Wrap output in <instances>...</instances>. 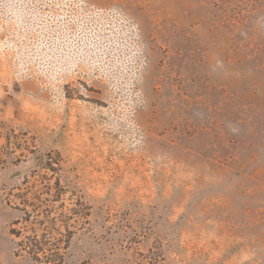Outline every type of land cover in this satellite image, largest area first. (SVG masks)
<instances>
[{
  "label": "rangeland",
  "instance_id": "rangeland-1",
  "mask_svg": "<svg viewBox=\"0 0 264 264\" xmlns=\"http://www.w3.org/2000/svg\"><path fill=\"white\" fill-rule=\"evenodd\" d=\"M32 233L264 264V0H0V264Z\"/></svg>",
  "mask_w": 264,
  "mask_h": 264
},
{
  "label": "trees",
  "instance_id": "trees-1",
  "mask_svg": "<svg viewBox=\"0 0 264 264\" xmlns=\"http://www.w3.org/2000/svg\"><path fill=\"white\" fill-rule=\"evenodd\" d=\"M20 235H22L21 231L15 233V236ZM49 244V240L44 239L41 241L36 233L24 235L22 239L17 242L18 249L24 250L30 254L34 260H43L45 264H60L62 262V255L58 251H55L59 249V246H55V250H53V248L49 247ZM54 254L56 255V258L52 257Z\"/></svg>",
  "mask_w": 264,
  "mask_h": 264
}]
</instances>
